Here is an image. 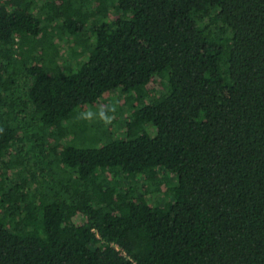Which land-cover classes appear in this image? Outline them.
I'll list each match as a JSON object with an SVG mask.
<instances>
[{
	"label": "trees",
	"instance_id": "1",
	"mask_svg": "<svg viewBox=\"0 0 264 264\" xmlns=\"http://www.w3.org/2000/svg\"><path fill=\"white\" fill-rule=\"evenodd\" d=\"M0 264H264V0H0Z\"/></svg>",
	"mask_w": 264,
	"mask_h": 264
},
{
	"label": "clouds",
	"instance_id": "2",
	"mask_svg": "<svg viewBox=\"0 0 264 264\" xmlns=\"http://www.w3.org/2000/svg\"><path fill=\"white\" fill-rule=\"evenodd\" d=\"M110 111H115V108H111ZM101 113V112H100ZM95 114L92 111L84 112L80 114V118L90 120ZM100 118L104 121L105 125H108L112 122V117L108 116L105 112L102 111V114H99Z\"/></svg>",
	"mask_w": 264,
	"mask_h": 264
},
{
	"label": "rangeland",
	"instance_id": "3",
	"mask_svg": "<svg viewBox=\"0 0 264 264\" xmlns=\"http://www.w3.org/2000/svg\"><path fill=\"white\" fill-rule=\"evenodd\" d=\"M68 48H69V46L67 47V45H66V46L62 49L64 59H67V58H68Z\"/></svg>",
	"mask_w": 264,
	"mask_h": 264
}]
</instances>
